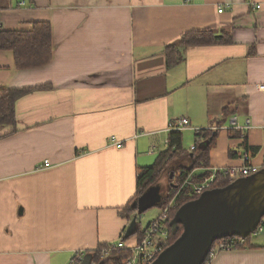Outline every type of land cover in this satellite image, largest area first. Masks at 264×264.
Segmentation results:
<instances>
[{
	"label": "crops",
	"instance_id": "crops-1",
	"mask_svg": "<svg viewBox=\"0 0 264 264\" xmlns=\"http://www.w3.org/2000/svg\"><path fill=\"white\" fill-rule=\"evenodd\" d=\"M36 21L51 26L47 66L16 70L0 50V89H32L15 102L14 129L0 126V264H69L116 244L138 172L167 150L174 119L189 121L186 154L196 131H217L207 171L241 168L246 155L264 168V0H0L2 30ZM196 31L219 42L179 47L168 68L164 48ZM159 180L147 210L168 194ZM211 264H264V237Z\"/></svg>",
	"mask_w": 264,
	"mask_h": 264
},
{
	"label": "trees",
	"instance_id": "trees-1",
	"mask_svg": "<svg viewBox=\"0 0 264 264\" xmlns=\"http://www.w3.org/2000/svg\"><path fill=\"white\" fill-rule=\"evenodd\" d=\"M222 41V40H221ZM219 39L211 32L196 31L183 35L178 45L166 46L164 55L168 68H171L181 61L183 55L178 50L179 47H196L216 44ZM0 50L10 51L13 55L14 66L16 70H33L41 69L47 66L52 60V36L51 26L45 21H36L31 23V29L28 31L21 30H2L0 28ZM47 86L38 87L37 89H46ZM36 89V88H33ZM32 89H0V126H10L14 129L15 102L17 99L31 92ZM15 131V130H14ZM194 149L189 153H184L181 146V132L175 131L169 134L168 148L166 151L158 155L153 165L144 168L138 172L136 178V195L132 202L124 208L122 215L129 221L133 217L136 219V228L127 236L124 232L119 241L126 242L133 237L138 240L142 238L143 228L138 223L136 215L137 208L135 206L137 200L143 196L151 187H153L162 172L169 167L176 166V159L180 156H188L190 158L189 166H180L171 170L172 186L168 189V194L164 198L160 209L163 210L173 204V208L169 209L168 216L164 222L167 230V247L171 245L181 234L182 227L176 234H172L170 223L176 212L186 203L197 199L199 196L193 194V186L200 184L205 178L210 176L209 169V152L213 148L217 138V131L211 129H200L195 132ZM197 169H205L206 171L193 174ZM230 183L228 177L223 172L216 171L212 189L223 188ZM264 220V216L262 218ZM249 239H245L242 245L236 246L234 249H243L248 246ZM112 244L99 245L95 250L86 252L91 255V260H99L101 250ZM130 254L128 250H113L104 262L105 264H118L123 258Z\"/></svg>",
	"mask_w": 264,
	"mask_h": 264
},
{
	"label": "water",
	"instance_id": "water-1",
	"mask_svg": "<svg viewBox=\"0 0 264 264\" xmlns=\"http://www.w3.org/2000/svg\"><path fill=\"white\" fill-rule=\"evenodd\" d=\"M151 189L141 196L135 206L140 216L151 205ZM264 216V168L256 174L238 178L223 188L203 192L197 199L184 204L170 223L172 234L179 225L182 232L166 247L152 264H202L217 240L247 238ZM133 217L125 233L136 228ZM79 264H91L85 254Z\"/></svg>",
	"mask_w": 264,
	"mask_h": 264
},
{
	"label": "built area",
	"instance_id": "built-area-1",
	"mask_svg": "<svg viewBox=\"0 0 264 264\" xmlns=\"http://www.w3.org/2000/svg\"><path fill=\"white\" fill-rule=\"evenodd\" d=\"M20 5H24V3L21 2ZM257 8L259 7L257 6ZM218 12H222V8ZM258 90L261 93H264V85L258 86ZM230 124L232 128L240 129L236 126L235 119H232ZM188 128H190V124L186 118L174 119L168 124V130L172 132H180ZM246 129H248V125L241 128L240 130ZM108 141L111 146L117 149L121 148V143L115 136H111ZM191 149L193 150L194 147ZM243 160L244 165L241 168H230L228 170L221 171L223 172L224 176L229 178L230 182L238 178L256 174L259 171V168L253 166L250 163L251 159L248 155H246ZM43 165L44 167H48L49 163L45 161ZM210 173L211 174L208 178H205L200 184L193 186L194 195L200 196L203 192L212 189L216 171H211ZM171 208H173L172 203H170V205L165 209L161 210V214L158 216V218L147 224L143 230L142 238L140 240L137 239L135 244L129 247L126 246L124 242L118 241L116 244H112L109 247L102 249L99 260L97 261L96 259H93L91 260V264H105L104 262L113 250H128L130 252V254L123 258L118 264H152L158 255L167 247L168 234L167 230L165 229L164 222L168 216L169 209ZM263 233L264 220L262 219L256 229L250 235L258 236L259 234ZM244 240V238L240 237H230L217 240L213 244L210 253L202 264H211V260L217 252L224 250H234L236 246L242 245ZM83 256L84 254L80 252L74 254L69 264H79Z\"/></svg>",
	"mask_w": 264,
	"mask_h": 264
},
{
	"label": "rangeland",
	"instance_id": "rangeland-1",
	"mask_svg": "<svg viewBox=\"0 0 264 264\" xmlns=\"http://www.w3.org/2000/svg\"><path fill=\"white\" fill-rule=\"evenodd\" d=\"M173 167H175V166H173ZM169 169L170 168L167 167L163 171V174H161V177H160V180H159L161 182V185H162V181L163 180L165 181V186H164V188L162 187L163 190H164V192L167 191V189H168V187L170 185L169 184L168 177H167V173H168ZM160 214H161V212H160V209L159 208L152 207V208L148 209L143 214H141L140 216H138V223H139L140 227L144 229L147 226V224H149L152 221H154L155 219H157ZM263 234H259L258 237L257 236H251L250 235V236L247 237V239H249V240H255V239L259 238V237H264Z\"/></svg>",
	"mask_w": 264,
	"mask_h": 264
},
{
	"label": "flooded vegetation",
	"instance_id": "flooded-vegetation-1",
	"mask_svg": "<svg viewBox=\"0 0 264 264\" xmlns=\"http://www.w3.org/2000/svg\"><path fill=\"white\" fill-rule=\"evenodd\" d=\"M150 198H151V199H154L152 195L150 196Z\"/></svg>",
	"mask_w": 264,
	"mask_h": 264
}]
</instances>
